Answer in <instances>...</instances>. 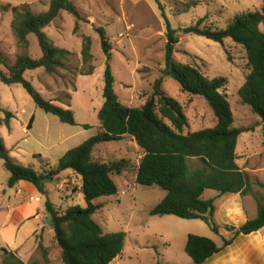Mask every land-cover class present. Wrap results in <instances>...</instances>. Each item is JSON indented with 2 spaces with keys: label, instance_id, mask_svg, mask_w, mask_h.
<instances>
[{
  "label": "rangeland",
  "instance_id": "374dc122",
  "mask_svg": "<svg viewBox=\"0 0 264 264\" xmlns=\"http://www.w3.org/2000/svg\"><path fill=\"white\" fill-rule=\"evenodd\" d=\"M52 1L0 0V51L8 65L12 66L21 55L34 59L42 57L36 35L28 36V44L19 42L12 28L13 10L28 8L39 14L46 12ZM71 1L81 20L78 21L68 12H61L44 30L56 47L72 53L65 62V68L58 69L54 74H48L44 69L28 71L25 78L46 100L71 110L77 125L64 124L58 117L41 110L21 85L0 83L1 108L14 115L10 127L0 125V139L17 162L34 164L38 171L49 170V164L57 166L66 152L101 131L98 114L105 103L104 75L108 59L101 46L98 28L106 30L112 45L110 64L116 93L124 105L140 107L153 95L155 81L163 77L168 42L167 20L163 12L178 31L196 25L225 30L238 15L261 11L264 2L200 0L198 6L188 8L190 0H160L159 3L155 0ZM261 30H264V25ZM86 37L91 39L93 59L85 65L82 50ZM179 39L175 51L178 63L196 67L209 79L225 77L228 81L223 92L231 104L234 125L246 130L239 138L237 164L252 182L251 193L240 195L237 199L240 207L248 210L249 219L255 218L258 203L264 204V189L256 184L258 181L264 183V121L249 106L242 104L239 97V90L251 72L246 51L231 39L221 44L183 32H179ZM91 68L93 75H83ZM0 70L8 72L1 63ZM162 90L182 105L188 118L184 134L216 125L208 103L201 97L184 93L173 78H164ZM1 116L4 117V114L1 113ZM31 120L33 124L29 129ZM132 141V138L127 137L118 142L102 143L94 151L95 158L104 163H128L123 173L126 176H112L119 186V194L98 200L97 203L102 204L103 208L94 216L105 233L127 234L123 253L113 264H193L185 252L189 235L207 237L221 245L226 233L234 234L231 228L238 229L236 224L224 225L222 221H217L220 227V235H217L202 220L153 216L151 211L163 200L166 192L157 186L137 185L135 173L140 155L133 150L135 144ZM9 178L10 173L0 160V195L4 191L15 193L14 188L8 186ZM81 187V177L66 171L55 182L46 184L47 194H42L41 206L45 208L46 202L51 201L58 213H64L73 206L86 208ZM215 195V191H206L204 198L210 199ZM234 202L235 198L231 195L220 197L216 209H228ZM14 203L18 204L17 201ZM29 207V210H34V205L30 204ZM12 210L16 209H0V264L3 248L14 252L28 264H64L49 215L45 219H29L34 225L44 226L27 245L16 250L21 243L17 233L24 226V221H20V217L13 213L15 219L12 224L9 223L8 216ZM41 213L46 214V209H42ZM40 244L47 251L48 261L39 249ZM251 247H255L254 251ZM249 249V257L254 258L255 264H264V233L254 236Z\"/></svg>",
  "mask_w": 264,
  "mask_h": 264
},
{
  "label": "trees",
  "instance_id": "16d2710c",
  "mask_svg": "<svg viewBox=\"0 0 264 264\" xmlns=\"http://www.w3.org/2000/svg\"><path fill=\"white\" fill-rule=\"evenodd\" d=\"M199 4L200 0H190L187 6L191 8ZM61 12H68L78 21L81 20L71 0H53L49 9L39 14L28 8L13 10L12 28L19 42L28 44V36L36 35L42 57L34 59L21 55L10 66L0 51V63L8 70L7 73L0 70V83L9 86L21 85L41 110L58 117L64 124L76 126L75 115L71 110L46 100L25 78L28 71L44 69L48 74H54L58 69L65 68V62L72 53L56 47L44 31ZM163 16L167 20L168 38L165 68L162 71L163 77L154 83L153 95L143 106L124 105L116 93L115 77L110 64L112 45L106 30L101 27L97 29V33L108 59L104 75L105 103L98 114L101 131L66 152L57 166L52 167L49 164V170L41 171L35 165L17 162L0 139V160L10 173V188L25 181L46 195V184L55 182L62 173L72 171L81 177V192L86 208L73 206L64 213H58L51 201L46 202V211L51 218L64 264H111L125 248L127 234L105 233L94 216L103 208L102 204L97 203L98 200L118 195L119 188L112 176L123 174L128 163H104L96 159L94 151L99 144L122 141L127 136L136 141L144 153L136 167L137 185L157 186L166 192L163 200L151 211L153 216L202 220L215 234L220 235V227L215 219L217 199H204V193L212 190L220 198L234 194L247 196L252 191L250 176L237 164L239 138L246 130L234 125L231 104L223 92L228 84L227 79H209L196 67L178 63L175 60V51L180 41L179 32L198 35L221 44L226 39H231L242 46L246 51L251 72L239 90V97L242 104L249 106L264 121V30H261L264 25V2L261 11L238 15L225 30L196 25L178 31L172 27L164 12ZM91 44V39L86 37L82 50L85 65L93 59ZM93 73L91 68L83 75L90 76ZM165 77L176 80L184 93L203 98L213 111L216 125L184 134L188 118L182 105L162 90ZM12 119L13 113L3 111L0 103V125L10 127ZM32 124L33 120L28 126L29 129ZM256 184L264 189V183L258 181ZM263 229L264 204L258 203L255 218L238 229L231 228L234 232L232 239L223 238L219 245L210 238L189 235L185 252L193 264H205L213 256L233 245L239 236H248ZM39 249L44 252L45 260L48 261L47 251L42 244ZM2 252V264H28L12 251L3 248Z\"/></svg>",
  "mask_w": 264,
  "mask_h": 264
},
{
  "label": "crops",
  "instance_id": "0c3cea01",
  "mask_svg": "<svg viewBox=\"0 0 264 264\" xmlns=\"http://www.w3.org/2000/svg\"><path fill=\"white\" fill-rule=\"evenodd\" d=\"M12 123V122H11ZM11 126V125H10ZM128 137V136H127ZM125 137V139L127 138ZM132 138V137H130ZM123 139V140H125ZM133 144H135L133 147V150L136 154H139V158L143 157L144 153L137 145L136 141L132 138ZM96 150V149H95ZM140 160L137 163V166L140 163ZM34 165V164H32ZM123 176H126V173L123 174ZM136 173H135V180H136ZM116 182V181H115ZM117 183V182H116ZM118 185V184H117ZM60 186V185H59ZM119 188V186H118ZM13 189V188H12ZM15 191L14 194L8 193L7 191H4L3 195H0V209H16L15 211H11L10 215L8 216V222L13 223L14 214H17V216L20 217V221H24V226L18 230L17 237L18 239H21L20 245H18V248L16 250H19L23 246L27 245L34 234L41 228H43L44 224H37L34 225L31 222H29V219H45L48 217L47 213H41L43 208L41 206V203L43 201V195L35 188L34 185H32L29 182L22 181L18 185H16L13 189ZM212 191V190H207ZM119 194V193H118ZM206 192L204 193V195ZM203 195V198H204ZM233 198H235V204L233 206L228 207V209H216L215 219L216 221H222L224 225L227 224H236V227H240L243 224H245L248 220H250L247 215L248 210L243 209L240 207V201L237 199L240 194H234L231 195ZM219 195H215L214 197L210 199H217L216 200V206ZM29 199V200H28ZM205 199V198H204ZM208 200V199H207ZM17 201L18 204L12 202ZM34 205V210H29V205ZM40 204V205H39ZM247 212V213H246ZM253 219V218H252ZM239 222V223H237ZM27 224V225H26ZM30 227V230L28 228ZM28 230V232H27ZM264 233V229L253 233L248 236H239L233 245L229 246L226 250L223 252L213 256L211 259H209L205 264H255L254 258L249 257V246L253 242L254 236L260 235ZM234 237L233 233H226V239H232ZM255 247H251V250L254 251ZM116 260V259H115ZM113 264V263H111Z\"/></svg>",
  "mask_w": 264,
  "mask_h": 264
}]
</instances>
